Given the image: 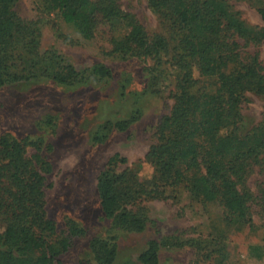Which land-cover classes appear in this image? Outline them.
Listing matches in <instances>:
<instances>
[{"label": "rangeland", "instance_id": "obj_1", "mask_svg": "<svg viewBox=\"0 0 264 264\" xmlns=\"http://www.w3.org/2000/svg\"><path fill=\"white\" fill-rule=\"evenodd\" d=\"M263 3L230 0L232 11L253 26L264 25L258 11ZM51 4L52 0L12 4L14 19L22 23L20 31L27 37L12 45L0 69L5 80L0 85V135L37 143L39 147L28 146L26 155L40 154L49 164L42 171L47 213L56 221L59 236L70 239L60 255L62 262L102 264L91 247L95 238H102L116 246L111 264H143L139 256L153 240L159 245L158 264H264V162L254 165L246 177V189L253 196L251 226L226 221L201 196L183 188L168 198L149 195L156 186L150 184L155 168L146 154L158 142L162 118L177 102V75L156 72L153 58L110 53L118 27L101 24L93 37H86ZM122 5L152 38H166L171 50L178 46L177 28L148 0H122ZM260 49L264 66V42ZM57 58L72 65L82 79L64 85L46 77ZM100 65L109 67L112 76L95 77L91 70ZM240 109L243 136L264 120V94L250 87ZM116 154L127 162H117L113 171H128L116 214H136L145 222L143 230L124 228L102 209L98 179ZM70 221L83 232L71 233Z\"/></svg>", "mask_w": 264, "mask_h": 264}, {"label": "trees", "instance_id": "obj_2", "mask_svg": "<svg viewBox=\"0 0 264 264\" xmlns=\"http://www.w3.org/2000/svg\"><path fill=\"white\" fill-rule=\"evenodd\" d=\"M16 1L0 0V69L12 45L27 37L11 11ZM148 2L177 28L179 42L174 50L166 38H152L136 16L123 8L122 0H52L50 8L89 38L101 24L118 27L110 53L153 58L156 72L161 69L177 75V102L172 113L162 118L158 142L146 154L155 168L150 184L156 185L147 193L168 198L183 188L201 196L209 209L226 221L251 226L253 196L246 189V177L254 165L264 162V120L241 136L240 105L250 87L264 94L260 49L264 25L253 26L241 19L232 11L230 0ZM258 11L264 22V3ZM52 62L46 77L64 85L82 79L81 73L62 59ZM33 65L37 67L38 62ZM91 72L101 79L112 76L105 65ZM4 82L0 76V85ZM29 145L39 147L27 138L0 135V264H64L60 255L68 249L70 239L59 236L56 221L47 213L42 171L48 170L49 164L40 154L28 157ZM117 162L127 160L116 154L98 179L102 209L124 228L143 230L145 222L136 214H116L128 173L116 174L112 167ZM69 228L73 234L83 232L74 221L69 222ZM114 245L95 238L91 243L95 259L113 263L117 257ZM139 260L159 263L157 241H151Z\"/></svg>", "mask_w": 264, "mask_h": 264}]
</instances>
